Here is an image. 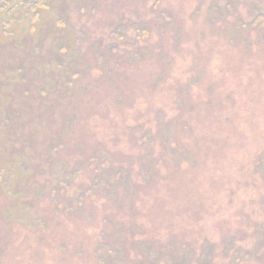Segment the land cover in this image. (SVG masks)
Here are the masks:
<instances>
[{"label":"rangeland","instance_id":"374dc122","mask_svg":"<svg viewBox=\"0 0 264 264\" xmlns=\"http://www.w3.org/2000/svg\"><path fill=\"white\" fill-rule=\"evenodd\" d=\"M0 264H264V0H0Z\"/></svg>","mask_w":264,"mask_h":264}]
</instances>
